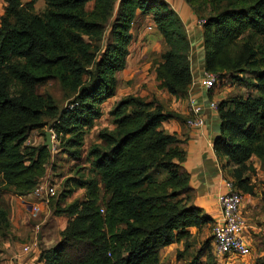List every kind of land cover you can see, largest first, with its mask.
<instances>
[{"label": "trees", "instance_id": "16d2710c", "mask_svg": "<svg viewBox=\"0 0 264 264\" xmlns=\"http://www.w3.org/2000/svg\"><path fill=\"white\" fill-rule=\"evenodd\" d=\"M3 1L0 187L12 188L17 196L33 190L50 160L47 147L26 144L32 130L48 126L64 150H82L87 129L101 115L99 106L115 96L116 74L124 69L138 13L151 16L168 49L155 69L160 87L176 99L188 98L190 43L183 23L163 0H44L42 12L34 10L37 0ZM208 5L206 17L193 12L203 21L204 71L251 87L245 97L218 102L220 132L212 146L222 159L221 170L230 169L236 190L253 196L254 160L264 167V0H212ZM242 74L248 79H240ZM50 80L74 96L62 110L39 92ZM110 116L113 129L97 135L103 147L89 151L90 174L96 179L89 175L75 181L85 189L84 201L58 211L71 219L59 241L40 250L43 264H159L160 249L214 222L190 200L183 141L162 128L170 120L183 122L182 117L138 96L117 101ZM7 226L0 205V231ZM209 244L204 243L203 252L212 254ZM256 264H264V257Z\"/></svg>", "mask_w": 264, "mask_h": 264}, {"label": "rangeland", "instance_id": "374dc122", "mask_svg": "<svg viewBox=\"0 0 264 264\" xmlns=\"http://www.w3.org/2000/svg\"><path fill=\"white\" fill-rule=\"evenodd\" d=\"M184 1L197 16L206 17L209 9L208 2L212 0ZM92 8L93 3L89 2L87 10L91 11ZM137 15L131 29L132 40L128 48L124 69L116 74L117 84L114 97L117 100L110 99L99 106L101 115L87 129L82 150L78 154L74 153V151H78L76 148H72L70 151L64 150L60 140L55 138L48 126L34 129L29 135L26 144L37 147L44 145L45 133L50 132L51 155L46 166L45 176L49 181L56 184L57 199L47 207L44 206L34 212L31 207L27 206L29 198L17 196L12 188L0 187V205L5 209L8 218V228L0 231V264H6L10 252L8 250H17L21 253V248L29 244L37 234L40 235L38 250L48 249L59 241L61 232L65 230L71 217L68 212L59 213L58 211H66L74 203L84 201L85 189L76 187L75 181L77 179H88L89 175L96 179L94 173L90 174L92 159L89 157V151L96 146L103 147V143L98 140L97 135L101 130L113 129V117L110 116V111L117 101L127 96H138L147 101L153 100L165 110H169L170 102L174 97L160 87L155 76L157 64L161 62L162 55L168 49L160 34L159 36L157 32L147 30V27L153 26L151 16H149L151 20L148 21L146 18L148 16H142L139 13ZM108 34L109 27L104 33L105 40ZM105 40L103 44H105ZM239 77L240 79H248L249 75L242 74ZM250 91L251 87L247 83L235 81L232 77L225 76L221 80L218 79V85L212 93L220 101L234 95L245 97ZM39 92L53 100L58 110L67 107L74 99V96H70L57 80L47 81L39 89ZM257 167L252 183L258 198H260L261 208L254 215H244L247 226L246 234L256 241L252 245L250 258L252 264H256L258 259L264 257V235L262 232L254 233L256 229L261 227L264 231V167L260 164H257ZM229 171L230 169L226 171L228 176L230 175ZM192 197L191 194L190 200ZM103 203V188L99 184L98 205ZM251 225L255 227H251ZM211 228L212 225L205 226L200 231L190 229L186 239L160 249L158 252L159 264H192L196 258H198V264H206V262L218 264L210 252H203L206 241H209V245H211ZM201 252L203 254L200 256Z\"/></svg>", "mask_w": 264, "mask_h": 264}, {"label": "crops", "instance_id": "0c3cea01", "mask_svg": "<svg viewBox=\"0 0 264 264\" xmlns=\"http://www.w3.org/2000/svg\"><path fill=\"white\" fill-rule=\"evenodd\" d=\"M21 3H27L31 0H20ZM177 14L184 25L186 38L190 43V52L188 59L191 66L192 83L189 87V96L185 100L173 98L170 102L169 110L177 113L183 119L182 121L170 120L162 123V128L177 139L183 141L182 149L184 151V162L182 168L189 175V186L192 194V204L202 209V212L213 219L220 216V210L217 203V195L225 191L224 180L230 179L226 175V171H222L220 163L222 159L218 157L213 150V139L220 132V120L216 111L209 109L211 102L219 101L213 91L206 90L200 80L203 76V43L202 30L198 24V18L185 3L184 0H163ZM5 3L0 0V16L3 14ZM45 8L44 0H37L34 4L36 12H42ZM147 20L150 21V17ZM152 22V21H151ZM152 32H157L154 29ZM158 33V32H157ZM159 35V33H158ZM160 36V35H159ZM193 98L195 103L201 108V116L204 119V126L200 129H192L185 124V121L192 115L188 105V99ZM111 99L117 100L116 97ZM110 100V99H109ZM256 162V161H254ZM256 170L257 163L254 164ZM258 194L254 191V195H243V214L254 215L260 210V202ZM251 227H255L251 225ZM262 228H258L254 233L264 235ZM194 229V228H192ZM246 239L250 245L256 241L246 234ZM9 256L6 264H17V257L20 252L8 250ZM40 250L36 247L28 257L29 264H43L39 260Z\"/></svg>", "mask_w": 264, "mask_h": 264}, {"label": "built area", "instance_id": "2783aa9c", "mask_svg": "<svg viewBox=\"0 0 264 264\" xmlns=\"http://www.w3.org/2000/svg\"><path fill=\"white\" fill-rule=\"evenodd\" d=\"M202 23L203 21L198 20L200 27ZM152 29V26L147 27L148 31ZM200 84L206 90L213 91L218 85V76L204 71ZM218 102H211L209 109L217 112ZM188 105L192 116L185 121V124L192 129L203 128L204 119L201 116V108L193 98L188 99ZM224 187L225 191L219 193L216 199L220 216L214 220L211 228L212 256L218 264H252L250 262L252 245L246 239L247 226L242 208L243 196L229 179L224 180ZM24 197L29 198L27 206L35 212L44 206L47 207L57 199V186L44 176L39 179L33 190ZM39 240L40 235L37 234L29 244L21 248V253L17 257V264H29L27 257L37 247Z\"/></svg>", "mask_w": 264, "mask_h": 264}, {"label": "water", "instance_id": "95a60500", "mask_svg": "<svg viewBox=\"0 0 264 264\" xmlns=\"http://www.w3.org/2000/svg\"><path fill=\"white\" fill-rule=\"evenodd\" d=\"M43 146L47 147L49 150L51 149V135H50V132L45 133V143H44Z\"/></svg>", "mask_w": 264, "mask_h": 264}]
</instances>
